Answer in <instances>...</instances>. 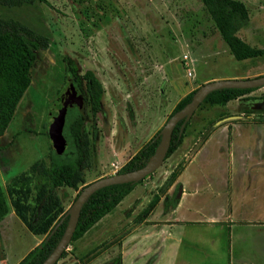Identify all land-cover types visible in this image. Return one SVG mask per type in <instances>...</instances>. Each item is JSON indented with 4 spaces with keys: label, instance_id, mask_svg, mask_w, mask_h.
I'll return each instance as SVG.
<instances>
[{
    "label": "rangeland",
    "instance_id": "374dc122",
    "mask_svg": "<svg viewBox=\"0 0 264 264\" xmlns=\"http://www.w3.org/2000/svg\"><path fill=\"white\" fill-rule=\"evenodd\" d=\"M235 1L244 4L249 16L237 37L264 49V0ZM0 16L48 39V47L36 54L30 86L0 138V185L8 204L0 221V264H18L45 237L33 234L12 205L19 197L28 208L27 217L32 215L35 175L28 177L25 200L17 193L9 196L8 190L21 188L17 183L9 188L11 179L31 165L49 167V120L58 98L67 99L65 57L75 62L79 75L93 71L104 93L95 118L88 101L84 105V183L77 191L65 186L55 190L64 212L86 185L118 174L188 93L212 81L264 75V57L234 59L201 0H34L0 6ZM251 97H264V87L225 104L202 103L187 122L177 150L82 238L70 242L56 264H117L144 220L151 216L161 221L174 206L180 186L170 190L167 179L176 168L206 169L202 177L214 193L204 196L207 211L217 208V194L225 191L222 169H230V153L238 170L232 174L229 196L235 195L236 203L242 195L248 197L253 182L260 189L255 193H263L261 171L254 175L238 167L237 154L257 146L249 135L264 133L262 112L246 101ZM257 157L254 152L255 161L246 166L255 165ZM260 164L264 167L262 159Z\"/></svg>",
    "mask_w": 264,
    "mask_h": 264
},
{
    "label": "trees",
    "instance_id": "16d2710c",
    "mask_svg": "<svg viewBox=\"0 0 264 264\" xmlns=\"http://www.w3.org/2000/svg\"><path fill=\"white\" fill-rule=\"evenodd\" d=\"M201 2L214 21L221 39L229 48L234 59L242 61L264 57V49L253 48L237 37V33L249 20L248 12L242 2L235 0H201ZM32 3L34 0H0V6L6 7H18ZM47 47L48 39L46 37L36 34L18 21L5 20L0 16V137L4 135L14 118L19 101L30 86L31 69L36 61L37 52ZM64 62V86L72 85L77 93L83 95L84 105L88 101L91 114L95 118L100 110L104 93L101 82L91 70L79 75L77 65L69 57H65ZM83 86L86 92H84ZM253 90L255 89L214 91L206 97L203 103L225 104ZM195 91L184 96L175 105L168 118L187 105ZM84 105L82 109H78L77 106L67 108L63 129L66 147L62 154H57L53 147L50 149L48 169H45L40 163H35L27 171L11 179L9 188H12V183L20 184L21 188L18 191L13 188L9 189V196L17 193L25 200L29 191L25 189L28 177L35 175L38 183L32 215L27 217L28 208L21 205L19 197L12 200V205L15 214L33 234L45 235L42 242L18 264H42L56 248L64 234L68 216H64L66 212L63 211L55 190L65 186L77 191L80 185L84 183L83 170L87 148L83 137ZM182 122L183 120L179 121L173 130L166 158L170 157L181 144L185 130L184 128L180 136ZM160 143L159 130L117 173H126L146 166L155 155ZM181 170L176 168L171 172L167 179L169 187L174 183ZM142 181L113 185L92 194L81 209L71 242L82 238L102 218L112 212ZM7 213L8 204L0 185V221ZM34 216L35 220L32 219ZM60 221L56 231L47 239V236ZM64 254L65 251L62 256ZM117 264H121V257L118 258Z\"/></svg>",
    "mask_w": 264,
    "mask_h": 264
},
{
    "label": "crops",
    "instance_id": "0c3cea01",
    "mask_svg": "<svg viewBox=\"0 0 264 264\" xmlns=\"http://www.w3.org/2000/svg\"><path fill=\"white\" fill-rule=\"evenodd\" d=\"M249 136L257 146L254 151L237 154L238 167L250 169L254 175L261 171L264 189V167L260 164L264 161V133ZM254 152L258 162L248 167L246 162L253 159ZM233 158L230 153V169H222L226 186L217 194L220 203L215 210L207 211L204 206V196L214 195L202 177L206 169H182L170 186V190L180 186L176 204L161 221L151 216L144 220L129 246L126 242L121 264H264V190L255 193L260 189L253 187V182L248 197L242 195L236 203L235 195L229 196L232 174L238 170L233 169Z\"/></svg>",
    "mask_w": 264,
    "mask_h": 264
},
{
    "label": "water",
    "instance_id": "95a60500",
    "mask_svg": "<svg viewBox=\"0 0 264 264\" xmlns=\"http://www.w3.org/2000/svg\"><path fill=\"white\" fill-rule=\"evenodd\" d=\"M264 87V75L252 79H229L219 80L205 83L200 86L194 93L191 101L181 110L170 116L160 130L161 143L149 161L143 168L126 172L118 173L108 177L100 178L86 185L77 195L70 208L66 211L65 217L68 216V222L64 234L57 244L53 252L46 258L42 264H56L61 258L63 252L67 249L72 240L73 234L77 227L81 209L87 199L100 189L113 185L138 183L153 174L164 162L167 157V152L170 147L172 133L177 123L183 120L180 127V136L196 109L204 102L206 97L214 92L222 89H259ZM66 97L58 98L57 109L51 113L49 120V138L51 139L52 147L57 154H62L66 147V140L63 135L67 108L77 106L82 109L84 105V97L78 94L72 85L66 89ZM63 220V219H62ZM61 220V221H62ZM61 221L53 228L47 239L56 231Z\"/></svg>",
    "mask_w": 264,
    "mask_h": 264
},
{
    "label": "flooded vegetation",
    "instance_id": "af4514ba",
    "mask_svg": "<svg viewBox=\"0 0 264 264\" xmlns=\"http://www.w3.org/2000/svg\"><path fill=\"white\" fill-rule=\"evenodd\" d=\"M255 90H257V89H255ZM255 90H253V91H255ZM253 91H251V92H253ZM245 95H247V94H245ZM245 95H243V96H245ZM246 101L249 103H252L253 107H255L256 110L261 111L263 114L262 117L264 118V97H251V98L247 99ZM241 102H245V101H241Z\"/></svg>",
    "mask_w": 264,
    "mask_h": 264
}]
</instances>
